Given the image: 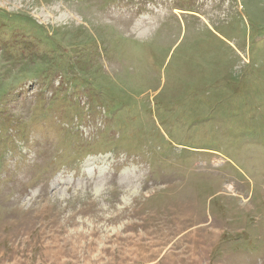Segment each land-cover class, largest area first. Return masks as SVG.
Masks as SVG:
<instances>
[{
	"label": "rangeland",
	"instance_id": "obj_1",
	"mask_svg": "<svg viewBox=\"0 0 264 264\" xmlns=\"http://www.w3.org/2000/svg\"><path fill=\"white\" fill-rule=\"evenodd\" d=\"M0 264H264V0H0Z\"/></svg>",
	"mask_w": 264,
	"mask_h": 264
},
{
	"label": "bare ground",
	"instance_id": "obj_2",
	"mask_svg": "<svg viewBox=\"0 0 264 264\" xmlns=\"http://www.w3.org/2000/svg\"><path fill=\"white\" fill-rule=\"evenodd\" d=\"M52 12H53V11H52ZM52 12H51V13H52ZM140 27H141V26H140ZM135 234H136V233H135ZM144 235H145V234H144ZM142 237H143V236H142ZM122 239H123V238H122ZM119 240H120V239H119ZM133 241H134V240H133ZM140 241H141V240H140Z\"/></svg>",
	"mask_w": 264,
	"mask_h": 264
}]
</instances>
